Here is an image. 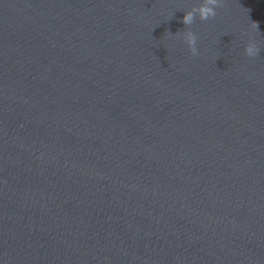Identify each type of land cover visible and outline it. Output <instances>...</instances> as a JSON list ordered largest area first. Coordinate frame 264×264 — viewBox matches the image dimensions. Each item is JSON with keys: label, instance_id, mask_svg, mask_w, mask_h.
<instances>
[{"label": "water", "instance_id": "obj_1", "mask_svg": "<svg viewBox=\"0 0 264 264\" xmlns=\"http://www.w3.org/2000/svg\"><path fill=\"white\" fill-rule=\"evenodd\" d=\"M203 2L0 0V264H264V0Z\"/></svg>", "mask_w": 264, "mask_h": 264}, {"label": "clouds", "instance_id": "obj_2", "mask_svg": "<svg viewBox=\"0 0 264 264\" xmlns=\"http://www.w3.org/2000/svg\"><path fill=\"white\" fill-rule=\"evenodd\" d=\"M220 3L219 0H204L198 7L187 11L184 16L182 23L185 26H190L193 24L195 19L198 17L201 21H206L210 18L216 16L217 12L216 9L219 7ZM184 40L193 55L197 54V38L192 31H187L184 34ZM245 55L249 58H254L259 54V47L254 42H249L245 49Z\"/></svg>", "mask_w": 264, "mask_h": 264}]
</instances>
